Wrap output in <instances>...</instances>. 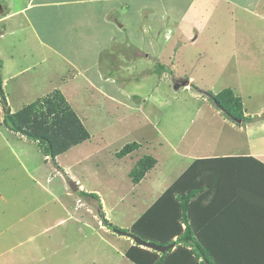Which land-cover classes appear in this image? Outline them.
I'll return each instance as SVG.
<instances>
[{"label":"rangeland","instance_id":"374dc122","mask_svg":"<svg viewBox=\"0 0 264 264\" xmlns=\"http://www.w3.org/2000/svg\"><path fill=\"white\" fill-rule=\"evenodd\" d=\"M4 14L0 12V18ZM237 17L238 25L249 31L244 32L243 49L248 54L234 56L232 63L244 67L181 69V79L172 80L173 72L165 69L150 73L149 66L140 63L133 71L140 80L126 81L127 72H117L125 81V92L120 94L124 99L129 95L128 100L106 98L104 89L115 93L109 86L82 84L79 90L76 81L68 87L64 82L68 97L57 90L72 105L90 137L58 153L54 161L37 142L0 121V128L7 132L0 138V264H115L112 254L122 255L117 264H134L124 251L135 242L113 232L112 226L142 239L144 236L133 233L131 226L191 165V152L203 150L201 153L206 154L204 150L217 136L224 141L229 138L235 151H264V23L260 20L264 19V0L251 14L240 12ZM6 38L0 39L1 50L9 46ZM112 71L103 65V74ZM163 72L170 77L164 80L158 76ZM31 74H23L25 84L21 88L5 83L3 91L12 102L8 104L12 112L24 115V109L34 101L30 100L32 94L40 93L42 98L54 91L47 94L46 85H30L27 78ZM149 75L153 77L149 79ZM189 75L193 76V87L183 82ZM225 87L242 98L244 112L254 119L252 122H233L217 114L218 109L205 93ZM77 92L79 95L73 96ZM20 98L27 102L17 105L15 100ZM133 141L140 147L119 157L118 151ZM188 141L194 142L188 145ZM144 155H151L156 163L139 183H134L129 172ZM70 181L77 185L76 191ZM156 227L150 228L148 238L142 240L158 244Z\"/></svg>","mask_w":264,"mask_h":264},{"label":"crops","instance_id":"0c3cea01","mask_svg":"<svg viewBox=\"0 0 264 264\" xmlns=\"http://www.w3.org/2000/svg\"><path fill=\"white\" fill-rule=\"evenodd\" d=\"M1 1V12L5 14L0 18V39L7 36L6 43H9V46L0 49L2 87L12 82L21 88L25 84L23 74L32 73L27 78L30 85H46L47 94L60 89L68 97V90L64 91L63 86L66 83L67 87L69 84L72 86L74 84L71 82L76 81L79 90L82 84L85 87L97 84L104 88H114L115 93L104 89V96L112 101L129 99V95L124 99L120 94L125 92V81L117 72L126 71V81L131 78L140 80L133 72L140 63L142 66L148 65L150 73L165 69L173 72L172 80L181 79V69L212 68L218 71L244 67L232 63L234 56L248 54L243 49L246 47L244 32L249 31L238 25L240 19L237 15L240 12L251 14L262 3V0ZM260 20L264 23L263 18ZM253 44L258 45L257 41ZM24 61L32 64L26 65ZM103 65L114 71L108 75L103 74ZM65 69L67 71H63ZM263 72L264 64L261 65L262 78ZM158 76L164 80L170 77L166 72ZM151 77L153 75H149V79ZM191 80V75L183 78V82L190 86L193 84ZM16 92L22 95V92ZM40 95L32 94L30 100ZM78 95L79 92L73 96ZM23 100L16 99L15 103L19 105L27 102L25 98ZM6 101L7 104L12 103L7 98ZM1 110L0 121L3 120ZM215 111L221 119H225L219 110ZM0 133L3 139L7 132L0 128ZM222 141L217 136L204 150L206 154L201 153V150L197 154L191 152L189 157L188 151L191 150L188 148L186 156L193 162L206 157L252 155L264 162L263 150L261 153L252 148L235 151L237 149L234 145L228 143L229 138L220 146ZM211 198L210 193L200 197L199 205H208ZM107 229L104 228V234H107ZM112 255L115 256L113 262L117 264L122 255Z\"/></svg>","mask_w":264,"mask_h":264},{"label":"trees","instance_id":"16d2710c","mask_svg":"<svg viewBox=\"0 0 264 264\" xmlns=\"http://www.w3.org/2000/svg\"><path fill=\"white\" fill-rule=\"evenodd\" d=\"M205 94L226 119L242 124L254 120L230 87ZM0 103L4 124L37 142L53 161L58 153L90 137L57 89L35 99L23 115L11 112L0 76ZM139 147L136 141L127 143L117 155L123 157ZM155 163L151 155L139 158L129 172L131 180L139 183ZM203 193H211L212 198L200 206ZM131 227L145 238L156 227L158 245L174 244L159 253L133 243L124 253L134 264H264V162L252 155L198 158Z\"/></svg>","mask_w":264,"mask_h":264},{"label":"water","instance_id":"95a60500","mask_svg":"<svg viewBox=\"0 0 264 264\" xmlns=\"http://www.w3.org/2000/svg\"><path fill=\"white\" fill-rule=\"evenodd\" d=\"M1 11H2V7L0 6V12ZM70 187L74 191H76L78 189L77 188V185L73 181H70ZM112 230L116 234L128 236L136 244L140 245L143 248L151 249V250L157 251L159 253H164L167 250H169V249H171V248L174 247V244L173 243H171L169 245H158V244H155V243H152V242L144 241V240L140 239L139 237H137L135 235H132L131 233H128V232L123 231V230H119V229H112Z\"/></svg>","mask_w":264,"mask_h":264}]
</instances>
